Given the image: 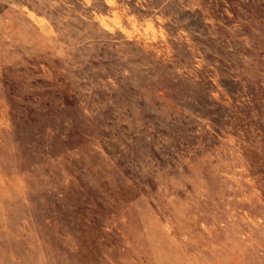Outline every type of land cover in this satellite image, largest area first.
Segmentation results:
<instances>
[{"label": "rangeland", "instance_id": "374dc122", "mask_svg": "<svg viewBox=\"0 0 264 264\" xmlns=\"http://www.w3.org/2000/svg\"><path fill=\"white\" fill-rule=\"evenodd\" d=\"M0 264H264V0H0Z\"/></svg>", "mask_w": 264, "mask_h": 264}]
</instances>
